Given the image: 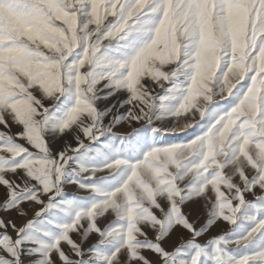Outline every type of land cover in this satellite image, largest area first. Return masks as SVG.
<instances>
[{"label": "snow or ice", "instance_id": "snow-or-ice-1", "mask_svg": "<svg viewBox=\"0 0 264 264\" xmlns=\"http://www.w3.org/2000/svg\"><path fill=\"white\" fill-rule=\"evenodd\" d=\"M0 189V264H264V0H0Z\"/></svg>", "mask_w": 264, "mask_h": 264}, {"label": "rangeland", "instance_id": "rangeland-1", "mask_svg": "<svg viewBox=\"0 0 264 264\" xmlns=\"http://www.w3.org/2000/svg\"><path fill=\"white\" fill-rule=\"evenodd\" d=\"M119 99H123V96H116V97H113V98H111V99H109L108 101H102L101 103H100V107L101 108H104V107H107L108 105H110V104H113V103H115V102H117ZM121 111H124V109H121ZM107 122V121H106ZM133 127H136V128H139L140 127V125L139 124H134L133 125ZM13 131H16V129H13ZM115 131H117V132H120V133H126V132H130L131 131V128H129L128 126H127V124H123V125H121V126H119V127H117L116 129H115ZM191 131L189 132V133H182L181 135H180V139L182 138V139H186V138H189L190 136H191ZM169 138V139H168ZM168 138H164L165 139V142H171L172 140H174V139H176L175 137H168ZM62 146V142H58V143H54L53 144V148H54V150L56 149V148H59V147H61ZM0 191H2V189H0ZM65 191H66V194L67 195H75V194H83V193H78V190H77V188H76V186H74V185H68V186H66V189H65ZM249 199H251V197H249ZM201 214V215H200ZM14 215V214H13ZM199 215H200V223H203L204 222V220L206 219V216L204 215V212H201V213H199ZM7 218H9L8 216H5V219H7ZM17 223H19V221H17ZM222 223V222H221ZM225 224V223H224ZM223 223H222V225H219V223H218V225L217 226H214L208 233H207V235H205V236H203L202 238H201V242H204L205 240H207L210 236H214V235H216V234H220V233H222V232H224V231H227L228 230V225L227 224H225L224 225ZM199 226V225H198ZM73 238L74 239H79V237H77V236H73ZM93 239H94V237H93ZM174 239V238H173ZM171 242L172 241H169V242H167L166 244H165V246L166 247H169L170 246V244H171ZM85 246H87V245H85ZM230 247H235V245H230ZM146 255H149V257L150 258H153L154 259V257H152L151 256V254L150 253H146Z\"/></svg>", "mask_w": 264, "mask_h": 264}, {"label": "bare ground", "instance_id": "bare-ground-1", "mask_svg": "<svg viewBox=\"0 0 264 264\" xmlns=\"http://www.w3.org/2000/svg\"><path fill=\"white\" fill-rule=\"evenodd\" d=\"M169 139V138H168ZM182 139V138H181ZM197 207H199V206H197ZM186 211H187V209H186ZM201 212H203V210L202 209H199V213H201ZM201 215V214H200ZM224 224V223H223ZM219 225H222V223L220 222L219 223ZM225 225V224H224Z\"/></svg>", "mask_w": 264, "mask_h": 264}]
</instances>
